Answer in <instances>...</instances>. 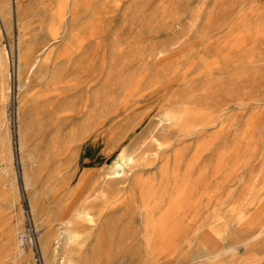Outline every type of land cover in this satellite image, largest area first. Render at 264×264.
Masks as SVG:
<instances>
[{
	"label": "rangeland",
	"instance_id": "1",
	"mask_svg": "<svg viewBox=\"0 0 264 264\" xmlns=\"http://www.w3.org/2000/svg\"><path fill=\"white\" fill-rule=\"evenodd\" d=\"M57 1L0 0V264L68 221L77 264H264V0H96L53 41Z\"/></svg>",
	"mask_w": 264,
	"mask_h": 264
},
{
	"label": "bare ground",
	"instance_id": "2",
	"mask_svg": "<svg viewBox=\"0 0 264 264\" xmlns=\"http://www.w3.org/2000/svg\"><path fill=\"white\" fill-rule=\"evenodd\" d=\"M95 2H96V0H58L57 3L55 4V8L53 9V11L51 13V21L46 27L47 36L50 37V39H52L53 41H55L58 38V35L60 34L61 30L63 29L62 27L64 25L66 15L68 14L71 18L77 16V14L79 13V7H82L85 3L87 4V6H88L87 8H88V10H90V13L96 14L95 9L93 8V5ZM75 36H76V34L74 35V39H75ZM49 55H50V52L48 53V55L45 56V58H43L40 61L41 64L46 65L48 63ZM38 62L36 61L35 63L38 64ZM26 80H27V78H26ZM164 119L167 122L171 123L172 125L177 126L185 134L189 135L193 132L192 131L193 126L191 125L192 122L190 124V122L179 119L178 117H176L175 113L172 110H169L166 112ZM160 120H161V118H160ZM121 156L124 159H126L128 165L132 164L133 158H132V156L127 155L125 150L121 152ZM113 173L114 172H108L107 175L110 176ZM122 176L125 177V171L124 170L122 171ZM145 197H147V196H145ZM183 206L184 205H182V207H179V206H177V204H174L173 199L169 201V203L165 206V208H160L159 204H157V203L150 205L147 201H145V200L143 201L142 207L146 210V212H151V213H154L155 211L158 212L156 215L152 216V218L146 219L147 225H150L151 227L153 226L154 229H157V231L155 233V238H158V237L166 238V236L170 230V227L172 228V225L175 221L173 219L174 213L177 210H180L181 208H183ZM32 211H33L35 217H38V216L43 217V216H45L46 208L44 207L43 204H39L37 206L32 207ZM90 217H91V215H90ZM19 223L20 222L17 220L15 222V224L12 226L11 230L18 227ZM66 224H67V228H68L69 225L71 224V222L68 221V222H66ZM58 226H59V224H58ZM67 228L62 229V231H60L58 233V235L56 236L57 240L55 239L56 240L55 243L57 245L55 246L54 251L56 254L59 255V257L57 258V264H77V261H75L74 256L76 254L75 245L77 243L79 235H78V233L75 232V230L67 229ZM173 228H174V226H173ZM167 229H169L168 232H167ZM57 230H58V228H57ZM57 230H56V232H57ZM173 231H174V229H173ZM9 232H10L9 234H12V231H9ZM24 232L20 231V232L16 233L17 236L15 238V242H14V240H12V243H13L12 249L14 250L13 258H17L20 261H22V258L20 257L21 252H22V248H20L21 247L20 245L23 244V241H24L23 240V238L25 236ZM123 233L125 235V231H123ZM52 235H53L52 231H50V229H47L39 241L43 257L45 258V264H53L50 256H48V252L50 249V238L52 237ZM137 235L138 234H136L135 236H137ZM120 240H123V239H120ZM14 247H15V249H14ZM30 264H35V258H33V262H31Z\"/></svg>",
	"mask_w": 264,
	"mask_h": 264
}]
</instances>
